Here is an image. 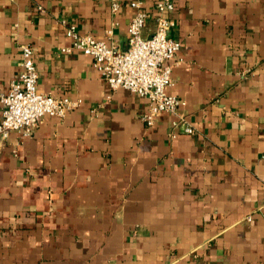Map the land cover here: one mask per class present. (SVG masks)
<instances>
[{"label": "crops", "instance_id": "crops-1", "mask_svg": "<svg viewBox=\"0 0 264 264\" xmlns=\"http://www.w3.org/2000/svg\"><path fill=\"white\" fill-rule=\"evenodd\" d=\"M134 1L153 14L159 0H0V93L28 43L37 89L80 99L0 136V264H264V0L166 14L182 44L168 91L192 134L166 113L146 125V98L61 51L68 25L125 50Z\"/></svg>", "mask_w": 264, "mask_h": 264}, {"label": "built area", "instance_id": "built-area-1", "mask_svg": "<svg viewBox=\"0 0 264 264\" xmlns=\"http://www.w3.org/2000/svg\"><path fill=\"white\" fill-rule=\"evenodd\" d=\"M131 6L136 12L128 23V47L125 50L90 34H80L74 25H68L65 34L71 44L62 47L61 51L79 50L87 54L111 90L125 89L146 98L149 101L143 114L146 125H154L160 115L166 113L179 117L172 122L173 127L181 126L183 132L192 134L193 128L184 124L178 113L182 100L168 91L172 85V60L182 45L168 33L173 21L166 14L174 9L175 0H159L153 14L143 8L141 1H134ZM112 9L117 10L118 3H113ZM150 18H153L155 28L150 36L144 37L142 29ZM19 48L21 62L18 75L11 79L8 90L0 93V136L4 138L11 132L29 137L42 117L63 118L80 104V99L40 92L37 89L34 48L28 43L20 44Z\"/></svg>", "mask_w": 264, "mask_h": 264}]
</instances>
